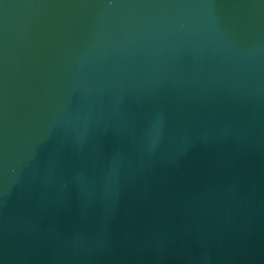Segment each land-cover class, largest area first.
Instances as JSON below:
<instances>
[{"label":"water","instance_id":"obj_1","mask_svg":"<svg viewBox=\"0 0 264 264\" xmlns=\"http://www.w3.org/2000/svg\"><path fill=\"white\" fill-rule=\"evenodd\" d=\"M0 264H264V0H0Z\"/></svg>","mask_w":264,"mask_h":264}]
</instances>
